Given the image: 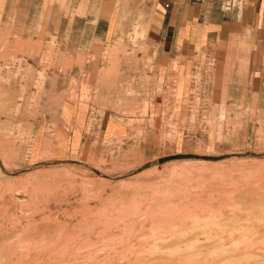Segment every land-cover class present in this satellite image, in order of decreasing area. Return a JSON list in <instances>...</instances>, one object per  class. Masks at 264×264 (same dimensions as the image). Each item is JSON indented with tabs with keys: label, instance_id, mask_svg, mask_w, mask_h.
Returning a JSON list of instances; mask_svg holds the SVG:
<instances>
[{
	"label": "rangeland",
	"instance_id": "374dc122",
	"mask_svg": "<svg viewBox=\"0 0 264 264\" xmlns=\"http://www.w3.org/2000/svg\"><path fill=\"white\" fill-rule=\"evenodd\" d=\"M136 6V0H111L105 9L103 0H0V264H62L65 260L71 264L70 260L79 262L82 257L84 263H91L99 256L103 258L107 249L110 257L111 252H114L113 257H120L133 241L130 238H139L140 233V241L145 239L142 243L147 247V250L143 248L146 252L142 249V253L150 255L151 245L157 240L151 238L170 239L174 236L168 222L160 227L156 222L173 219L181 222L179 226L182 228H175L179 234L177 232L163 250H157L158 254L162 251L166 255V251L168 255L176 246L178 248L174 250L184 248L186 243V246H191L188 243L196 240L192 245L197 247L189 254L197 255L199 262H206L207 258L210 261L206 264H231L232 261L235 264L238 257L240 262L237 260V264H264V245L260 249L263 253L257 248L264 244V203H260L264 202V185H261L264 184V112L258 98L256 121L260 128H257L255 139L251 135L238 136L234 130L217 129L220 122L216 121V113L199 112L198 102L193 105L195 111L189 112L186 119L183 113H171L168 93H162V88L160 104H156L150 89L145 90L143 104L134 113L119 110L120 106L105 105L94 98V77L100 66L92 65L93 62H105L109 57L122 58L127 51L132 55L144 53V57L152 56V51L148 52L146 48L131 50L123 43L149 39L143 28L137 26L140 18L136 16ZM145 62L144 69L152 70L151 59ZM79 99L94 103V110L90 121L82 123L81 137H74L77 131L72 130L70 120L61 118V109L66 101L72 103ZM109 114L114 115L117 122L125 124L126 129L119 130L116 135L105 131L104 122ZM133 117L137 121H131ZM216 132H219L218 137ZM238 171L242 175L241 180H238ZM220 174L223 177L220 178ZM209 175H212V180L217 177L215 181L221 187L216 182L212 183ZM230 175L232 179L228 178ZM225 178L226 182L232 181L226 183ZM257 179L261 184L257 183L259 181L255 183ZM253 182L256 184L254 190ZM168 185L174 188L168 190ZM234 187H237L236 191ZM240 187L246 188L243 189L245 193L249 190L251 193H243ZM198 193H201V201L199 195L195 196ZM201 195L207 198L203 196V199ZM251 200L259 205L254 207ZM165 203L172 208L169 212ZM219 203L224 209L217 205ZM185 204L187 207H183ZM181 207L183 210L179 211ZM194 208L201 211H194ZM214 208L221 210L217 212ZM246 208L250 210L248 213ZM208 209L216 212V218H205L203 212ZM173 211L175 217L170 216ZM178 211L180 217L176 213ZM240 211H245L244 215H239ZM181 212L190 216L192 213L194 217L198 212V215L197 218L185 215L183 219ZM245 214L252 216L245 217ZM193 219H197L199 224L192 228ZM127 222H132L130 227L126 226ZM233 224L239 225L238 231ZM201 225L209 228L202 229ZM229 227L234 229L228 230ZM142 228L146 229L147 237L143 235L144 230L139 233ZM224 231L230 232L229 235L222 234ZM249 232L251 235H247ZM221 237L234 243L229 241L230 244ZM251 244L255 245V251L257 248L256 253ZM249 245L250 249L245 250ZM240 247L246 251L245 254ZM249 251H254L252 255L255 254V258ZM93 254L98 256L95 258ZM215 254L216 258L211 260ZM217 254L228 260L221 261Z\"/></svg>",
	"mask_w": 264,
	"mask_h": 264
},
{
	"label": "crops",
	"instance_id": "0c3cea01",
	"mask_svg": "<svg viewBox=\"0 0 264 264\" xmlns=\"http://www.w3.org/2000/svg\"><path fill=\"white\" fill-rule=\"evenodd\" d=\"M103 1L105 9L111 0ZM136 1L137 26L149 39L123 43L131 50L146 48L152 56L127 51L122 58L93 62L100 66L94 98L134 113L143 104L145 90L150 89L160 104L162 88L171 113H183L186 119L198 102L199 112L216 113L217 129L255 139L260 128L257 98L264 112V0H242L238 11L222 10L224 0ZM150 59L152 70L144 69ZM93 110L94 103L80 99L63 103L61 118L71 121L74 137H81L82 123L90 121ZM107 117L105 131L116 135L126 129L114 115Z\"/></svg>",
	"mask_w": 264,
	"mask_h": 264
},
{
	"label": "bare ground",
	"instance_id": "6f19581e",
	"mask_svg": "<svg viewBox=\"0 0 264 264\" xmlns=\"http://www.w3.org/2000/svg\"><path fill=\"white\" fill-rule=\"evenodd\" d=\"M114 6H115V5H114ZM125 16H126V15H125ZM120 21H121V20H120ZM118 22H119V21H118ZM121 31H122V30H121ZM119 33H120V32H119ZM232 173H233V172H232ZM236 173H238V175L240 176V172H239V171L236 172ZM223 174H224V173H223ZM223 174H220V175H221L220 178L223 177V176H224V177H227V176H225V174H224V175H223ZM230 174H231V173H230ZM222 175H223V176H222ZM226 175H227V174H226ZM232 175H233V174H232ZM246 175H247V173H246ZM248 175H249V174H248ZM253 175H254V174H253ZM260 175H261V173H260ZM209 176L211 177V180H212V175H209ZM209 176H208V177H209ZM233 176H234V175H233ZM241 176H242V175H241ZM241 176H240V179L238 178V180H241V179H242ZM244 176H245V173H244ZM257 176H259V175L257 174ZM191 177H192V176H191ZM199 177H200V176H198L197 178H199ZM214 177H215V176H213V178H214ZM246 177H247V176H246ZM246 177H245V178H246ZM216 178H217V177H216ZM216 178H215V179H216ZM228 178L232 179V178H231V175H230V177H228ZM228 178H227V179H228ZM236 178H237V177H236ZM251 178H252V177H251ZM202 179H203V178H202ZM202 179L200 178V180H202ZM206 179H207V178H206ZM209 179H210V178H209ZM215 179H213L214 181L212 180V183H215V182H216ZM247 179H248V178H247ZM253 179H256V178H253ZM185 180H186V179H185ZM235 180H236V179H235ZM263 180H264V179H263ZM220 181H221V179H220ZM230 181H232V180H230ZM230 181L227 180V182H230ZM243 181H244V180H243ZM243 181H242V182H243ZM254 181H255V180H254ZM257 181H259V182H257ZM185 182H186V181H185ZM200 182H201V181H200ZM202 182H203V181H202ZM221 182H222V181H221ZM225 182H226V178H225ZM227 182H226V183H227ZM256 182H257V183H260V180L257 179V180L255 181V183H256ZM216 183H217V182H216ZM222 183H223V184H222ZM222 183H221V184L224 185V182H222ZM238 183H239V182H238ZM247 183H249V182L247 181ZM247 183H246V186L248 185ZM253 183H254V182H253ZM253 183H252V184H253ZM255 183H254L253 186H252V187H253V190L255 189V185H256ZM192 184H193V183H192ZM192 184H191V185H192ZM201 184H202V183H201ZM217 184H218V183H217ZM260 184H261V183H260ZM209 185H210V184H209ZM209 185H208V186H209ZM227 185H228V184H227ZM250 185H251V184H249V187H250ZM261 185H264V184H261ZM168 186H169V187H168V190H169L170 187H172V186H171V185H168ZM210 186H211V185H210ZM212 186H213V185H212ZM212 186H211V187H212ZM217 186H219V184H218ZM217 186L215 185L214 187H217ZM230 186H231V185H230ZM239 186H241V185L239 184ZM259 186H260V185L258 184V187H259ZM192 187H194V185H193ZM219 187H221V186H219ZM225 187H226V185H225ZM227 187H228V186H227ZM237 187H238V186H237ZM237 187H236V188H237ZM262 187H263V186H262ZM172 188H174V187H172ZM229 188H230V187H228V189H229ZM232 188H233V187H232ZM236 188L234 187L235 191H236ZM226 189H227V188H225V190H226ZM228 189H227V191H229ZM243 189L245 190L246 188H243ZM243 189H242V187H240V190H242L243 193H245V191H244ZM249 189L251 190V187H250ZM259 189L261 190V186L259 187ZM170 190H171V189H170ZM211 190H212V189H211ZM215 190H216V189H215ZM218 190H219V189H218ZM230 190H231V188H230ZM250 190H249V191H250ZM124 191H125V190H124ZM227 191H226V193H227ZM231 191H232V190H231ZM231 191H230V192H231ZM238 191H239V190H238ZM238 191H237V192H238ZM249 191H247V192H249ZM257 191H259V190L257 189ZM164 192H165V191H164ZM195 192H196V191H195ZM195 192H194V193H195ZM219 192H220V191H219ZM224 192H225V191H224ZM247 192H246L245 194H247ZM220 193H222V192H220ZM233 193H234V192H233ZM240 193H241V192H240ZM249 193H251V192H249ZM199 194H201V193H198V194H196V195L194 194V195L197 196V195H199ZM215 194H216V193H215ZM228 194H229V193H228ZM236 194H237V193H236ZM252 194H253V193H252ZM254 194H255V192H254ZM231 195H232V193H231ZM233 195H234V194H233ZM240 195H241V194H240ZM255 195H257V194H255ZM140 196H141V195H140ZM188 196H189V195H187L186 197H188ZM192 196H193V194H192V195L190 194V197H192ZM203 196H204L205 198H207L206 195H203ZM203 196L201 195V197L204 199ZM208 196H209V195H208ZM221 196H222V194H221ZM241 196H242V195H241ZM250 196H251V195H250ZM263 196H264V194H263ZM146 197H147V196H146ZM183 197H185V196H183ZM190 197H188V198L190 199ZM217 197H218V196H217ZM229 197H231V196H229ZM243 197L246 198L245 195H244ZM243 197H240V198H242V200L244 201L245 199H243ZM252 197H253V196H252ZM261 197H262V196H261ZM261 197H260V198L257 197V198H258V199H262V198H264V197H262V198H261ZM143 198H144V196H143ZM193 198H194V197H193ZM196 198H197V197H196ZM211 198H213V196H212ZM220 198H221V197H220ZM220 198H219V199H220ZM236 198H237V197H236ZM250 198H251V197H250ZM138 199H139V198H138ZM179 199H180V198H179ZM179 199H178V201L176 200V203H175V204H177V202H179ZM199 199H200V195H199ZM216 199H218V198H216ZM238 199H239V198H238ZM246 199H247V198H246ZM252 199H254V198H252ZM197 200H198V198H197ZM201 200H202V199H200V201H201ZM207 200H209V198H208ZM211 200H212V199H211ZM213 200H214V199H213ZM231 200H233V199H231ZM240 200H241V199H240ZM240 200H239V201H240ZM168 201H170V199H169ZM180 201H181V200H180ZM182 201H183V200H182ZM182 201H181V202H182ZM209 201H210V200H209ZM209 201H207V202H209ZM220 201H221V200H220ZM251 201H252V200H251ZM258 201H259V200H258ZM189 202H190V201H188V203H189ZM192 202H193V200H192ZM207 202H206V203H207ZM211 202H212V201H211ZM216 202H217V201H216ZM230 202H231V201H230ZM235 202L237 203V201H235ZM244 202H245V201H244ZM246 202H247V201H246ZM193 203H194V202H193ZM197 203H198V202H197ZM203 203H204V201H203ZM220 203H221V202H220ZM220 203L217 204V205L220 206V205H221ZM231 203H232V202H231ZM236 203H235V204H236ZM251 203H252V205H253L254 207H255V205L257 204L255 201H252ZM260 203H264V202H260ZM165 204H166V203H165ZM170 204H171V202H170ZM199 204H202V203H199ZM211 204H212V203H211ZM233 204H234V203H233ZM243 204H244V203H243ZM247 204H250V203L248 202ZM247 204H246V205H247ZM166 205H168V203H167ZM177 205H178V204H177ZM180 205H181V204H180ZM202 205H204V207H205V203L202 204ZM217 205H216V206H217ZM231 205H232V204H231ZM257 205H259V204H257ZM257 205H256V206H257ZM261 205H262V204H261ZM161 206H162V205H161ZM161 206H160V207H161ZM163 206L165 207V205H163ZM163 206H162V208H163ZM184 206L187 207V204L183 205V207H184ZM188 206H189V204H188ZM190 206H192V205H190ZM206 206H207V204H206ZM213 206H214V204H213ZM222 206H223V205H221V207H222ZM235 206H236V205H235ZM238 206H239V205H238ZM241 206H242V204L240 205V207H241ZM247 206H248V205H247ZM247 206H246V207H247ZM157 207H159V205H158ZM157 207H156V208H157ZM166 207H167V206H166ZM172 207H174V206H172ZM186 207H185V208H186ZM194 207H195V206H194ZM226 207H227V206H226ZM230 207H231V206H230ZM243 207H245V205H243ZM261 207H262V206H261ZM169 208H171V206L169 207V205H168V209H169ZM195 208H197V207H195ZM195 208H194V211H195V210L198 211V209H195ZM198 208H199V207H198ZM209 208H213V207H209ZM222 208H223V207H222ZM227 208H228V207H227ZM234 208H235V207H234ZM248 208H250V207L248 206ZM248 208H246L245 211H247ZM251 208H253V207H251ZM262 208H263V207H262ZM123 209H124V208H123ZM168 209H166V210L169 212L170 209H169V210H168ZM171 209H172V208H171ZM190 209H191V207H190ZM205 209H206V208H205ZM223 209H224V208H223ZM156 210H158V209H156ZM161 210H162V209H161ZM182 210H183V209H182V207H181V210H179V211H182ZM206 210H207V209H206ZM210 210H212V209H210ZM214 210L218 212V210L220 211L221 208H220V209L218 208V210H216V209L214 208ZM214 210H213V211H209V209H208V211L203 212V213H205V215H206L205 218H216V212H215ZM232 210H234V209H232ZM239 210H240V208H239L237 211L239 212ZM242 210H243V209H242ZM256 210L259 211L258 209H256ZM158 211H159V210H158ZM162 211H163V210H162ZM179 211L176 212V213L179 214ZM199 211H201V210H199ZM199 211H198V212H199ZM203 211H204V210H203ZM222 211H223V210H222ZM234 211H235V210H234ZM234 211H233V212H234ZM237 211H235V212H237ZM245 211H244V212H245ZM248 211H250V210H248ZM248 211H247V213H248ZM254 211H255V210H254ZM260 211H261V210H260ZM260 211H259V212H260ZM110 212H111V211H110ZM163 212H165V211H163ZM188 212H189V211H188ZM198 212L195 213V217H196V215H198ZM224 212L226 213L227 211L224 210ZM238 212H237V213H238ZM244 212H242V213H243V214H242L241 211H240L239 215H241V214L244 215ZM155 213H157V211H156ZM155 213H154V214H155ZM161 213H162V212H161ZM161 213L159 212L160 215H161ZM174 213H175V211H173V214L170 215V216L173 217V216L175 215ZM181 213H182L181 216L183 215V219H184V216H185L186 214H185L184 212H181ZM203 213H201V214H203ZM219 213H220V212H219ZM249 213H250V212H249ZM257 213H258V212H257ZM157 214H158V213H157ZM165 214H166V213H165ZM220 214H221V213H220ZM251 214H252V213H251ZM251 214H247V215L249 216V215H251ZM105 215H106V214H105ZM188 215H189V216H188ZM188 215H186V216L191 217V218H195V217L192 215V213H191V216H190L189 213H188ZM222 215H223V214H221V216H222ZM224 215H225V214H224ZM247 215L245 214V217H246ZM252 215L254 216L255 214L253 213ZM252 215H251V216H252ZM164 216H166V215H164ZM186 216H185V217H186ZM192 216H193V217H192ZM199 216H200V215H199ZM221 216H220V217H221ZM255 216H257V215H255ZM155 217H156V216H155ZM158 217H159V215H158ZM161 217H163V215H161ZM166 217L168 218V216H166ZM174 217H175V216H174ZM178 217H180V214H179ZM231 217H232V216H231ZM242 217H243V216H242ZM106 218H107V217H106ZM159 218H160V217H159ZM196 218H197V217H196ZM203 218H204V217H203ZM217 218H218V217H217ZM225 218H226V216H225ZM232 218H235V217L233 216ZM259 218H260V217H259ZM259 218H258V219H259ZM170 219H171V218H170ZM177 219H180V218H177ZM187 219H188V218H187ZM218 219H219V218H218ZM241 219H242V218H241ZM255 219H256V218H255ZM159 220H160V219H159ZM161 220H162V219H161ZM163 220H164V219H163ZM185 220H186V218H185ZM188 220H189V219H188ZM188 220H187V221H188ZM193 220H194V219H193ZM211 220H212V219H211ZM213 220H214V219H213ZM216 220H217V219H216ZM233 220H234V219H233ZM233 220H231V221H233ZM253 220H254V219H253ZM144 221H145V220H144ZM177 221H179V220H177ZM214 221H215V220H214ZM145 222H146V221H145ZM145 222H144V224H145ZM154 222H155V221H154ZM166 222H168V225L170 224V226H169L170 229H171V230H174V231H172V235H174V236H173V237H170V239H167V238H164V237H163V238H161V237H160V238H153V239L151 238V240H153V241H154V239H155V240L157 239V240L154 241L152 245L150 244V245L152 246V247H151L152 249L149 247V248L151 249V252L148 251V252L146 253V254H148V253L150 252V255H149V254H148V255H145L144 253H142L143 250L145 251V249L147 248V247H145L146 245L142 243V241H144L145 239L143 240V238H142V241H140V237H142V236H141L142 233H140V232H141V231L143 232V230H144V229L142 228L141 230H139V233H140V237H139V238H138L137 236H136L137 239H136L135 237H134L135 239H131V238H130V240H133V241L129 244L130 246L126 244L128 240L126 241V243H125L124 245H127L128 248L126 247L127 249H125V250L123 249L125 252L123 253V255L120 253V254H121L120 257H119L118 254H113V255H118V256H116V257H113V256H112V253H114V252H111V257H110V255H108V249L106 248V249H107V254L104 255L103 258H101V259H100V256H99V259H98V258H97V259H94V258L92 257V260H93V259H94V260H93L91 263L88 262L89 259L86 261V262H88V263H84V262L82 261V260H83V257H82V258L80 257L82 260L80 259L81 261H79V262H78V260H76V262H78V263H76V262H74V261H71V260H70V263L72 262L73 264H206V262H207L208 260L210 261V259L207 260L206 257H208V256L205 255V252H204V255L206 256V257H205V258H206V262L202 260V262H204V263L198 261V257H197V255L195 256V257H196V258H195V257L193 256V254H191L193 258L191 257V255L189 254V252H190L191 250H194V248L197 247L195 244L192 245V243L196 241L195 239H194L195 241H193L192 243H191V242L188 243V244H190L191 246H186V244H187V243H186L185 245L182 244V245L185 246V247L183 246L184 248H179V249L174 250L176 247L178 248V246H176V247L173 249V252H172V251L168 252V255H167L166 251H165V254H166V255L162 254V251L159 252V253H161V254H158V253H157V250H161V249L163 250V249H164L163 246L165 245V247H166L167 245H169L170 240H172L173 238H175L177 232L179 231V230L176 231L175 228H176V227H180L179 225H180V223H181V222H178V223H177V222L174 221V219H173V220H171V221H167V220H165V221H157V222H156V223H157L156 226H157V227H160V226H162L163 223L165 224ZM190 222H192V219L190 220ZM190 222H189V223H190ZM234 222H235V221H234ZM255 222H256V221H255ZM123 223H124V221H123ZM127 223H128V222H127ZM131 223H132V222H131ZM131 223H128L126 226H127V227L129 226V227H130ZM186 223H187V222H186ZM200 223H202V222H200ZM251 223H252V222H251ZM125 224H126V223H125ZM144 224L142 223L141 226H143ZM146 224H147V223H146ZM154 224H155V223H154ZM181 224H182V223H181ZM198 224H199V222L197 221V219H195V220L193 221V223H191L192 228H193L194 226L198 225ZM252 224H253V223H252ZM252 224H250V225H252ZM255 224H256V223H255ZM168 225H167V226H168ZM185 225H186V224H185ZM191 225L189 226L188 229H190ZM228 225H229V224H228ZM126 226H125V228H126ZM141 226H140V227H141ZM165 226H166V225H165ZM167 226H166V228H167ZM201 226H202V225H201ZM230 226H231V223H230ZM232 226H234V224H233ZM238 226H239V225H238ZM238 226H236V224H235V226H234V227H237V231H238V229H239ZM245 226L247 227L248 225H245ZM245 226H244V227H245ZM120 227H121V226H120ZM157 227H155V229H156ZM185 227H186V226H185ZM185 227H184V230L186 231L187 227H186V228H185ZM203 227H205V226L203 225V226H202V229H203ZM226 227H228V226H226ZM246 227H245V228H246ZM253 227H254V226L252 225V228H253ZM110 228H111V227H110ZM117 228H119V227H117ZM146 228H147V227H146ZM164 228H165V227H164ZM181 228H182V227H180V230H181ZM192 228H191V229H192ZM197 228H198V226H197ZM200 228H201V227H199V229H200ZM205 228H207V227H205ZM208 228H209V227H208ZM208 228H207V229H208ZM113 229H115V227L112 228V230H113ZM122 229H123V228H122ZM151 229H152V227H151ZM161 229H162V228H161ZM177 229H178V228H177ZM195 229H196V228H195ZM202 229H201V230H202ZM223 229H224V228H223ZM233 229H234V228L229 227L228 230H233ZM243 229H244V228H243ZM120 230H121V228H120ZM123 230H124V229H123ZM123 230H122L121 233H123ZM125 230H126V229H125ZM132 230H134V229H132ZM145 230H146V229H145ZM145 230H144V233H145ZM148 230H149V229H148ZM148 230H147V232H148ZM158 230L161 231L160 228H159ZM164 230H165V229H164ZM184 230H182V231H184ZM193 230H194V229H193ZM197 230H198V229H197ZM201 230H200V232H201ZM204 230H205V229H204ZM212 230H213V229H211V231H212ZM224 230H225V229H224ZM235 230H236V229H235ZM252 230H253V229H252ZM255 230H257V228H256ZM263 230H264V229H262V231H263ZM167 231H169V229H168ZM198 231H199V230H198ZM206 231H207V230H206ZM206 231H205V233H206ZM211 231H210V232H211ZM215 231H217V230H215ZM245 231H246V230H245ZM258 231L260 232V230H258ZM114 232L116 233V231H114ZM117 232H118V230H117ZM151 232H152V230H151ZM155 232H156V231H155ZM188 232H189V231H188ZM210 232H209V234L212 235ZM221 232H223V231H221ZM226 232H227V231H226ZM243 232H244V231H243ZM263 232H264V231H263ZM110 233H112V232H110ZM152 233H153V232H152ZM156 233H157V232H156ZM162 233L164 234V233H166V232L163 231ZM167 233H168V232H167ZM190 233H191V232H190ZM192 233H193V232H192ZM201 233H203V231H202ZM207 233H208V232H207ZM207 233H206V234H207ZM229 233H230V232H229ZM229 233H228V232L225 233V231H224V233H222V234H224V235H227V234H228V235H229ZM253 233H255L254 230H253ZM256 233H257V232H256ZM256 233H255V235H256ZM260 233H262V232H260ZM92 234H93V233H92ZM116 234H117V233H116ZM168 234H169V233H168ZM178 234H179V232H178ZM181 234L183 235L182 232H181ZM181 234H180V235H181ZM184 234H185V233H184ZM188 234H189V233H188ZM214 234H215V232H213V235H214ZM218 234H220V233H218ZM222 234H221V235H222ZM232 234H233V233L231 232V236H232ZM241 234L243 235V233H241ZM249 234L251 235L250 232H249L247 235H249ZM143 235H146V237H147V234H146V233L143 234ZM153 235H154V234H153ZM153 235H152V237H153ZM191 235H192V234H191ZM198 235H199V234H198ZM198 235H197V236H198ZM235 235H236V233H234V236H235ZM242 235H241L242 238L245 237L246 239H249L248 236L246 237V236L243 235V236H244V237H243ZM255 235H254V236H255ZM258 235H259V234H258ZM113 236H114V235H113ZM149 236H150V235H149ZM149 236H148V238H149ZM157 236H158V235H157ZM160 236H161V234H160ZM170 236H171V235H170ZM200 236H202V234H200ZM200 236H198V237L200 238ZM120 237H123V235L120 236ZM143 237H144V236H143ZM178 237H179V236H178ZM180 237H181V236H180ZM202 237H203V236H202ZM205 237H206V236H205ZM205 237H204V238H205ZM235 237H236V238H235ZM235 237H234L235 239L238 238L237 235H236ZM252 237H253V234H252ZM255 237H256V236H255ZM105 238H106V237H105ZM125 238H126V237H125ZM128 238H129V237H128ZM132 238H133V237H132ZM182 238H183V237H182ZM206 238H207V237H206ZM227 238H228V236L226 237V239H227ZM229 238H230V236H229ZM234 238H233V239H234ZM242 238H240V239H242ZM81 239H82V238H81ZM138 239H139V240H138ZM149 239H150V238H149ZM196 239H197V237H196ZM208 239H209V238H208ZM211 239L213 240V238H211ZM214 239H216V241L218 240V238H214ZM221 239H222V237H221ZM246 239H244V240H246ZM251 239H252V238H251ZM69 240H70V239H69ZM119 240L121 241V239H119ZM177 240H179V239H177ZM177 240H176V241H177ZM204 240H205V239H204ZM219 240H220V239H219ZM222 240H224V241H228V242H229V241H233V240H231V239H230V240L222 239ZM259 240H260V239H259ZM259 240H258V241H259ZM87 241H88V240H87ZM87 241H86V242H87ZM99 241H100V240H99ZM104 241H105V239H104ZM122 241H123V238H122ZM147 241H148V240H147ZM205 241H206V240H205ZM240 241H241V240H240ZM242 241H243V240H242ZM247 241H248V240H247ZM258 241H255V242L257 243ZM260 241H261V240H260ZM260 241L258 242L259 244H260ZM93 242H94V241H93ZM145 242H146V241H145ZM199 242H200V241H199ZM199 242H198V243H199ZM202 242H203V241H202ZM217 242H220V243H221V241H217ZM236 242H237V243H241V242H238V240H237ZM91 243H92V241H91ZM103 243H104V242H103ZM123 243H124V242H122V244H123ZM146 243H147V242H146ZM215 243H216V242H215ZM222 243H223V242H222ZM224 243H225V242H224ZM229 243H230V242H229ZM233 243H234V241H233ZM250 243H251V241H250ZM250 243H249V244H250ZM258 243H257V244H258ZM261 243H262V242H261ZM263 243H264V242H263ZM78 244H79V243H78ZM78 244H77V245H78ZM92 244H93V243H92ZM119 244L121 245V243H119ZM217 244H218V243H217ZM230 244H231V243H230ZM230 244H229V246H230ZM257 244H256V246H257ZM61 245H62V244H61ZM80 245H81V244H79V246H80ZM107 245H108V244H107ZM114 245H116V244H114ZM148 245H149V243H148ZM148 245H147V246H148ZM243 245H244V244H243ZM243 245H242V246H243ZM245 245H247V244H245ZM251 245L254 246L253 248H251V249L254 250L255 245H254V244H251ZM251 245H249V246L247 247V249H245V250L248 251V248L251 247ZM261 245H262L261 247H259V245H258V247H257V248H259V249H258L259 252H262L260 249L263 247L264 244H261ZM79 246H78V247H79ZM81 246L83 247V245H81ZM87 246H88V245H87ZM97 246H98V245H97ZM211 246H212V245H211ZM229 246H225V247L228 248ZM233 246H234V245H233ZM235 246L237 247V245H235ZM235 246H234V247H235ZM242 246H241V247H242ZM54 247H55V245H54ZM76 247H77V246H76ZM100 247H101V246H100ZM104 247H106V246H104ZM104 247H103V248H104ZM109 247H111V245H109ZM117 247H118V246H116L115 248H117ZM122 247H123V246H122ZM122 247H121V248H122ZM124 247H125V246H124ZM144 247H145V249H143ZM209 247H210V246H209ZM241 247H240V248H241ZM68 248H69V247H68ZM85 248H86V247H85ZM88 248H89V247H88ZM88 248H86V249H88ZM92 248H93V247H92ZM92 248H90V249H92ZM115 248H114V249H115ZM119 248H120V247H118V249H119ZM170 248H171V246H170ZM170 248H169V249H170ZM218 248H219V247H218ZM238 248H239V247H237V249H238ZM257 248H256V251H257ZM55 249H56V248H55ZM64 249H65V248H64ZM64 249H63V250H64ZM75 249H76V248H75ZM75 249H74V251H76ZM78 249H80V247H79ZM86 249H85V250H86ZM111 249H113V246L111 247ZM142 249H143V250H142ZM150 249H149V250H150ZM165 249H166V248H165ZM171 249H172V248H171ZM205 249H206V248H205ZM207 249H208V248H207ZM221 249H224V247L222 248V245H221ZM234 249H235V248H234ZM249 249H250V248H249ZM263 249H264V247H263ZM85 250H84V251H85ZM94 250H95V249H93V252H94ZM100 250H101V249H100ZM100 250H99V251H100ZM146 250H147V249H146ZM215 250H216V248H215ZM217 250H218V249H217ZM217 250H216V251H217ZM219 250H220V249H219ZM227 250H228V249H227ZM235 250H236V249H235ZM240 250L243 251L244 249L241 248ZM240 250H239V251H240ZM53 251H54V250H53ZM82 251H83V250H82ZM88 251H90V250H88ZM102 251H104V250H102ZM105 251H106V250H105ZM111 251H112V250H111ZM114 251H115V250H114ZM116 251H118V253H119V250H116ZM127 251L130 252V253H128ZM213 251H214V250H213ZM230 251H231V250H230ZM237 251H238V250H237ZM239 251H238V252H239ZM254 251H255V250H254ZM254 251H252V252H254ZM256 251H255V253H256ZM263 251H264V250H263ZM76 252H77V251H76ZM80 252H81V251H80ZM80 252H79V253H80ZM120 252H121V251H120ZM145 252H146V251H145ZM191 252H192V251H191ZM214 252H215V251H214ZM214 252H213V253H214ZM238 252H237V253H238ZM240 252H241V251H240ZM240 252H239V253H240ZM243 252H244V251H243ZM245 252H246V251H245ZM245 252H244V254H245ZM249 252H251V251H249ZM249 252H248V254H250ZM252 252H251V256H254V258H255V254L252 255ZM63 253H64V252H63ZM63 253H61V255H62ZM77 253H78V252H77ZM90 253H91V252H90ZM101 253H102V252H101ZM105 253H106V252H105ZM155 253H156V256H155ZM163 253H164V251H163ZM196 253H197V252H196ZM196 253H195V254H196ZM202 253H203V252H202ZM202 253H201V254H202ZM208 253H209V252H208ZM210 253H211V251H210ZM227 253H228V252H226V255H227ZM232 253H233V251H232ZM237 253H236V255H237ZM239 253H238V254H239ZM257 253H258V252H257ZM262 253H263V252H262ZM64 254H66V253H64ZM81 254H82V256H83V253H82V252H81ZM87 254H89V253H87ZM96 254H97V253H96ZM96 254H95V255H96ZM186 254H189L190 256H186ZM198 254H199V253H198ZM219 254H220V251H219ZM219 254H217V256H218ZM221 254L224 255L225 253H221ZM234 254H235V252H234ZM248 254H247V260H248V258L250 257V256H248ZM260 254H261V253H260ZM70 255L73 256L74 254H70ZM95 255L93 254V256L96 258L98 255H96V256H95ZM99 255H103V254H99ZM199 255H200V254H199ZM199 255H198V256H199ZM202 255H203V254H202ZM209 255H210V254H209ZM226 255H224V256H226ZM52 256H53V255H52ZM59 256H60V255H59ZM72 256H70V257H72ZM79 256H81V255H79ZM91 256H92V254H91ZM91 256H89V258H91ZM220 256H221V255H220ZM220 256H218V257H220ZM231 256H232V255H230L229 257H231ZM243 256H244V255H242V257H243ZM245 256H246V255H245ZM258 256H259V254H258ZM57 257H58V256H57ZM87 257H88V255H87ZM210 257H211V256H210ZM210 257H209V258H210ZM242 257H240V258H242ZM49 258H50V257H49ZM84 258H85V257H84ZM199 258H200V257H199ZM202 258H203V257H202ZM212 258H213V259H212ZM214 258H216V254H215V256L213 255V256L211 257V260H214ZM221 258H222V259H221V261H222V260H223V257L221 256ZM235 258H236V257H235ZM235 258H233V259L235 260ZM245 258H246V257H245ZM252 258H253V257H252ZM259 258H260V257H259ZM46 259H47V258H46ZM52 259H53V258H52ZM71 259H73V258H71ZM203 259H204V258H203ZM226 259H227V257H226ZM226 259H224V260L226 261ZM242 259H243V258H242ZM242 259H241V261H242ZM256 259H257V258H256ZM90 260H91V259H90ZM200 260H201V259H200ZM216 260H217V259H216ZM224 260H223V261H224ZM227 260H228V259H227ZM231 260H232V258H231ZM237 260H238V262H240L239 259H238V257H237V259H236V262H237ZM243 260H246V259H243ZM250 260H252V259H250ZM253 260H255V259H253ZM257 260H258V259H257ZM68 261H69V260H68ZM221 261H220V262H221ZM229 261H230V260H229ZM229 261H228V262H229ZM248 261H249V260H248ZM46 262H47V261H46ZM65 262H67V261L65 260ZM65 262H64V263H65ZM236 262H235V264L238 263V262H237V263H236ZM243 262H244V261H243ZM246 262H247V261H246ZM44 263H45V262H44ZM61 263H62V262H61ZM64 263H62V264H64ZM68 263H69V262H68ZM72 263H71V264H72ZM214 263H216V262H214ZM214 263L212 262V264H214ZM218 263H219V262H218ZM218 263H217V264H218ZM46 264H47V263H46ZM57 264H58V263H57ZM65 264H67V263H65ZM207 264H208V263H207ZM209 264H210V263H209ZM231 264H234L233 261H232Z\"/></svg>",
	"mask_w": 264,
	"mask_h": 264
},
{
	"label": "built area",
	"instance_id": "2783aa9c",
	"mask_svg": "<svg viewBox=\"0 0 264 264\" xmlns=\"http://www.w3.org/2000/svg\"><path fill=\"white\" fill-rule=\"evenodd\" d=\"M242 6V0H224L221 3V8L224 11L239 10Z\"/></svg>",
	"mask_w": 264,
	"mask_h": 264
}]
</instances>
